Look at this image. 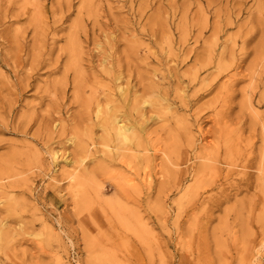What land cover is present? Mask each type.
<instances>
[{"label":"rangeland","instance_id":"obj_1","mask_svg":"<svg viewBox=\"0 0 264 264\" xmlns=\"http://www.w3.org/2000/svg\"><path fill=\"white\" fill-rule=\"evenodd\" d=\"M110 53L148 118L177 110L136 187L105 157ZM0 221V264H264V0H0Z\"/></svg>","mask_w":264,"mask_h":264},{"label":"bare ground","instance_id":"obj_2","mask_svg":"<svg viewBox=\"0 0 264 264\" xmlns=\"http://www.w3.org/2000/svg\"><path fill=\"white\" fill-rule=\"evenodd\" d=\"M136 39V36H134ZM112 39L116 42V36L112 35ZM138 41V40H137ZM111 50V49H110ZM113 53L108 54L101 61L99 65L100 72L104 77L105 91L107 96V109L105 116L100 123L101 128L105 132V157L108 163H121L122 167L126 168L125 174H118L120 179L125 182L128 187H136V176L133 172V168L127 161V157L130 156L135 163L139 166L142 165L143 160L151 161L154 159L156 153L153 146L152 132L150 128V122L155 119H160L161 115L169 117H175L177 110L173 104L167 99L162 98L160 111H156L150 118L146 116L145 108L151 106L152 102L144 100L139 103L137 97L133 94L132 88L129 85L123 83L121 77L115 70V64H113ZM102 112L100 105L97 106L96 118ZM201 128L198 132L201 134ZM69 142L74 143V139H69ZM52 156L53 163L55 164L57 171L60 169L64 173H67V179L72 187H75V183L78 180L77 171L84 166L86 158H83L81 162H76L74 159H68L61 156L60 152L55 150L53 146L48 147ZM143 167V166H142ZM141 181H139L140 190H147L150 194L153 189V177L148 172L144 173ZM126 175V176H125ZM53 181L58 182L56 179ZM183 187V186H182ZM184 188V189H183ZM184 194L179 200V203L184 202L187 194L192 193V188L183 187ZM215 188L221 191L225 190V185L215 182ZM200 203V199H197ZM196 204H199V203ZM5 222L0 221V251L7 248V245L11 242L9 231L5 229ZM23 233V231L21 232ZM98 260V257H95ZM67 264V263H64Z\"/></svg>","mask_w":264,"mask_h":264}]
</instances>
